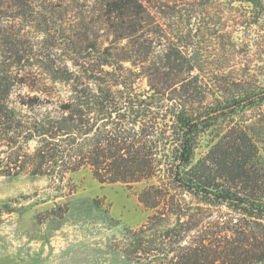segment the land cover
<instances>
[{"label": "trees", "instance_id": "obj_1", "mask_svg": "<svg viewBox=\"0 0 264 264\" xmlns=\"http://www.w3.org/2000/svg\"><path fill=\"white\" fill-rule=\"evenodd\" d=\"M230 1L249 4V25L264 24V0ZM94 2L100 7L99 21L115 42L101 45L95 39L74 70L36 53L31 32L71 42L57 12L72 9L73 17L84 15L79 0H0V175L29 171L64 177L86 166L100 183L129 184L164 173L170 183L152 184L139 194L141 203L155 212L130 230L136 237L127 249L130 257L141 252L153 263L152 251L170 245L167 264L264 262V164L250 128L233 122L194 162L207 124L262 103L264 89L246 87L245 76L223 75L216 79L217 90L226 100L206 103L213 81L195 72L199 65L192 45L171 41L165 59L152 58L163 43L151 7L143 0ZM137 67L147 73L148 91L137 90L129 76ZM58 83L69 85L66 96ZM177 189L222 199L226 202L205 203L226 204L252 220L222 226L217 221V231L211 230L213 222L205 221L189 240L196 224L187 212L191 202H169ZM170 215H176L177 223L161 232L159 244L146 239Z\"/></svg>", "mask_w": 264, "mask_h": 264}, {"label": "rangeland", "instance_id": "obj_2", "mask_svg": "<svg viewBox=\"0 0 264 264\" xmlns=\"http://www.w3.org/2000/svg\"><path fill=\"white\" fill-rule=\"evenodd\" d=\"M161 27L163 45L156 48L153 59H165L169 43L189 44L198 62L196 73L210 82L206 103L226 100L216 79L223 75L244 77L246 87L264 89V24L249 25L250 8L245 2L230 0H143ZM84 15L73 17L58 13L59 25L68 28L71 42L54 34L32 30L36 53L59 59L74 70L82 62L87 45L98 39L101 45L115 42L113 34L99 21V4L79 0ZM85 10V11H84ZM88 17H87V15ZM82 51V52H81ZM38 55L34 59L39 63ZM126 65L131 66L130 63ZM48 77L44 69L35 67ZM132 80L139 91H148L147 73L134 68ZM142 71V72H141ZM145 74H144V73ZM51 84V81L47 82ZM213 85V86H212ZM61 94L67 95L69 85L58 83ZM20 88L16 89V92ZM27 88L23 89L26 92ZM211 104V103H210ZM233 122L247 125L260 148L264 164V101L251 108L227 113L213 119L199 136L194 162L204 157ZM35 142L29 147L32 150ZM169 182L162 173L152 179L135 183H100L89 167H82L64 177L32 175L26 171L16 176L0 175V264H167L168 249L152 251L153 263L144 253L128 254L137 230L155 211L141 203L139 194L152 184ZM169 202H191L189 216L196 223L188 239L198 235L201 223L213 222L211 230L220 227L217 221L246 225L250 215L226 204L177 189ZM177 223L176 215L168 216L162 225L147 233L146 239L157 241L161 232ZM131 235H130V234ZM159 246V245H158ZM155 247V246H154ZM169 252L168 258L173 256ZM130 258V259H129ZM148 258V259H147ZM164 258V260H162ZM256 264H264L258 262Z\"/></svg>", "mask_w": 264, "mask_h": 264}]
</instances>
